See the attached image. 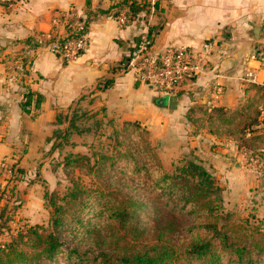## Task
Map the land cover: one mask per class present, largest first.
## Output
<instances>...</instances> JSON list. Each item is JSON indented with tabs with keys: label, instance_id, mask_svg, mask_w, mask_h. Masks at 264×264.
Listing matches in <instances>:
<instances>
[{
	"label": "crops",
	"instance_id": "1",
	"mask_svg": "<svg viewBox=\"0 0 264 264\" xmlns=\"http://www.w3.org/2000/svg\"><path fill=\"white\" fill-rule=\"evenodd\" d=\"M117 1L0 0V161L14 156L18 146L36 152L53 129H66L78 108L94 111L105 122H139L162 151L183 154L197 146L219 164L245 153L237 139L221 133V124L212 130L207 124L215 119L224 124L225 112L231 122V112L243 98L254 96L253 84L264 80V64L251 58L264 45V0H160L162 12L151 13L147 7L123 24L117 21L119 12L115 15ZM70 7L85 20L88 34L74 61L48 46L53 18ZM152 26L157 28L154 52L167 44L199 50L211 42L202 71L183 77L172 93L174 108L165 105L170 94L136 80L124 67L139 35ZM249 70L255 74L253 82L245 78ZM26 91L41 95L38 106L32 101L23 109ZM241 128H258L264 138V107Z\"/></svg>",
	"mask_w": 264,
	"mask_h": 264
},
{
	"label": "trees",
	"instance_id": "2",
	"mask_svg": "<svg viewBox=\"0 0 264 264\" xmlns=\"http://www.w3.org/2000/svg\"><path fill=\"white\" fill-rule=\"evenodd\" d=\"M159 3L154 0L155 10ZM115 6V15L125 9L129 23L149 2L118 0ZM253 88L264 98L263 85ZM32 101L38 106L41 95L26 91L23 109ZM82 115L71 113L61 138L83 131L77 125ZM122 123L109 136L113 148L124 149L64 157L65 167L83 170L102 187L73 180L62 196L46 193L48 225L27 226L0 242V264H264V226L225 207L224 189L204 163L189 151L166 171L148 130L137 121ZM244 134L238 143L248 149ZM93 211L99 222L90 221Z\"/></svg>",
	"mask_w": 264,
	"mask_h": 264
},
{
	"label": "rangeland",
	"instance_id": "3",
	"mask_svg": "<svg viewBox=\"0 0 264 264\" xmlns=\"http://www.w3.org/2000/svg\"><path fill=\"white\" fill-rule=\"evenodd\" d=\"M161 9L164 8H159L162 12ZM156 26H152L153 31L157 29ZM253 89L254 96L243 98L237 111L231 112L235 117L231 122L226 118L230 112H225L226 115H221L224 124L215 119L214 122L207 124L210 130L221 124V133L229 134L239 141L238 137L245 133L240 129L243 121L254 117L255 112L264 105L261 92ZM78 110L86 115H82L77 121L78 127L84 128L79 135L75 131H70L69 135L61 138L58 131H64V128H55L47 136L49 141L46 145L35 147L36 152L34 147L18 146L14 156L0 161V242L9 240L18 230L27 226L48 225L51 208L45 198L46 193L62 196L71 187L73 180H78L88 187H102L101 181L95 184L94 178L85 174L83 170L75 168L72 171L70 167H65L64 157L69 152L88 155L93 152L114 154L124 149V145L113 148L111 145L114 139L113 136H109L112 128L119 129L123 123L115 120L116 122H103L100 125L96 120L102 118L93 115L94 111L87 112L80 108ZM241 110L244 111L243 114H239ZM215 115L219 116L220 113L216 112ZM246 132L250 133L247 137L246 133L244 134L250 148L245 149V153L231 156L232 160L226 163L212 162L213 157L207 158L205 150L200 151L197 146L189 149L192 152L190 157L200 160L214 173L217 182L224 189L225 207L233 212L236 218L247 219L249 223L264 226V138L258 128ZM147 137L166 171H171L173 164H176L183 154L188 153H176L171 149L162 151V147L151 141L149 134ZM207 160L211 161L210 165ZM234 161L238 164H234ZM224 169L226 170L223 171ZM94 206L98 207L97 204ZM95 212L89 216L91 222H99L94 215Z\"/></svg>",
	"mask_w": 264,
	"mask_h": 264
},
{
	"label": "built area",
	"instance_id": "4",
	"mask_svg": "<svg viewBox=\"0 0 264 264\" xmlns=\"http://www.w3.org/2000/svg\"><path fill=\"white\" fill-rule=\"evenodd\" d=\"M149 11H155L154 0H149ZM125 9L117 15L119 23H125ZM52 39L49 49L66 61H74L83 52L87 40V25L77 11L70 7L60 11L52 21L50 29ZM153 37L148 31L139 35L128 58L125 69L133 72L134 78L148 84L151 88L166 94H172L185 76L202 71L205 56L209 52L211 42L205 41L199 50H192L184 44H167L160 52L152 50ZM251 58L264 64V45L257 47ZM248 81H255L252 71L245 73ZM264 86V80L261 82Z\"/></svg>",
	"mask_w": 264,
	"mask_h": 264
},
{
	"label": "water",
	"instance_id": "5",
	"mask_svg": "<svg viewBox=\"0 0 264 264\" xmlns=\"http://www.w3.org/2000/svg\"><path fill=\"white\" fill-rule=\"evenodd\" d=\"M166 97H167L168 101H167V103H165V105L170 107V108H174L175 105H176V95L175 94H170V95H168ZM163 99H166V98H163Z\"/></svg>",
	"mask_w": 264,
	"mask_h": 264
}]
</instances>
